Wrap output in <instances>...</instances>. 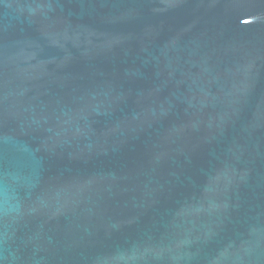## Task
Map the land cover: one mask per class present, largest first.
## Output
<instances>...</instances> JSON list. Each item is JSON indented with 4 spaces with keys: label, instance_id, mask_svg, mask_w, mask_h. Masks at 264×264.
Here are the masks:
<instances>
[{
    "label": "water",
    "instance_id": "95a60500",
    "mask_svg": "<svg viewBox=\"0 0 264 264\" xmlns=\"http://www.w3.org/2000/svg\"><path fill=\"white\" fill-rule=\"evenodd\" d=\"M0 264H264V0H0Z\"/></svg>",
    "mask_w": 264,
    "mask_h": 264
}]
</instances>
